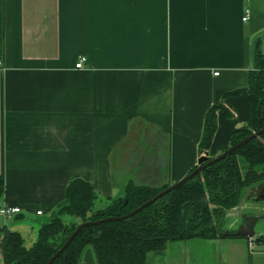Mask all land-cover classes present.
<instances>
[{
    "label": "crops",
    "instance_id": "obj_1",
    "mask_svg": "<svg viewBox=\"0 0 264 264\" xmlns=\"http://www.w3.org/2000/svg\"><path fill=\"white\" fill-rule=\"evenodd\" d=\"M257 46L264 53V0H0V205L21 209L0 215V240L3 227L22 234L28 222L34 241L76 176L99 208L128 183L172 184L204 151L221 154L248 126ZM217 104L233 114L218 109L201 149ZM249 188L225 230L257 215L264 239V200L247 198ZM79 264H97L92 247ZM147 264H264V243L170 241Z\"/></svg>",
    "mask_w": 264,
    "mask_h": 264
},
{
    "label": "trees",
    "instance_id": "obj_2",
    "mask_svg": "<svg viewBox=\"0 0 264 264\" xmlns=\"http://www.w3.org/2000/svg\"><path fill=\"white\" fill-rule=\"evenodd\" d=\"M248 94V126L232 133L228 148L264 127V53L259 46ZM220 108L228 116L233 114L223 104L207 111L201 149L212 143ZM260 182H264V131L129 217L87 225L51 264H79L88 246L97 264H147L149 251L163 249L170 241L238 236L234 230L225 233L226 215L240 204L249 187ZM169 185L128 183L124 197L109 199L96 208L99 195L86 178L76 176L66 185L58 208L43 219L30 245L19 231L3 227V264H46L79 223L125 215Z\"/></svg>",
    "mask_w": 264,
    "mask_h": 264
},
{
    "label": "water",
    "instance_id": "obj_3",
    "mask_svg": "<svg viewBox=\"0 0 264 264\" xmlns=\"http://www.w3.org/2000/svg\"><path fill=\"white\" fill-rule=\"evenodd\" d=\"M263 131H264V127L261 130H258V131L253 132L251 135H249L248 137L244 138L239 143H237V144H235L233 146H230L229 148H227L226 150H224L218 156L211 157L209 155V152L207 150L204 151L203 154L198 159V166L194 170L188 172L181 179H179L176 182L170 184L168 187H166L163 190H161L160 192H158L154 197L150 198L149 200H147L146 202H144L143 204H141L137 208L133 209L129 213H127L125 215H122V216H108V217H105V218H101L99 220H93V221L92 220H89V221H84V222L79 223L76 226V228L73 231V233L69 236V238L63 244V246L56 252V254L54 256H52L50 258V260L46 264H51L52 261L55 259V257L61 251H63V249L70 243V241L77 235V233L81 229H83L84 227H86L87 225L99 224V223L104 222V221L115 220V219H117V220H123V219L129 217L130 215L136 213L137 211H139L143 207H145L148 204L154 202L157 198L161 197L165 193H167V192H169V191L177 188L182 183H184L186 180H188L189 178H191L193 175H195L196 173L200 172L206 166H208L210 164H213L214 162H216V161L220 160L221 158H223L224 156H226L228 153H231V152L235 151L236 149H238L240 146H242L244 143H246L250 139H252V138H254L256 136H259ZM247 198H252L255 201H262V200H264V182H260L258 184H255V185L251 186L249 188V192L247 194ZM243 218H244V222L243 223H240L238 225V228L236 229L235 233L238 236H247L249 238L251 237V238H254V240H256L258 242L264 243V239L261 238V237H259V236H257L256 230H255V226H256L257 221L259 220V216H257V215H249V214H246L245 213V214H243ZM225 233L228 234L229 233V230H225Z\"/></svg>",
    "mask_w": 264,
    "mask_h": 264
},
{
    "label": "built area",
    "instance_id": "obj_4",
    "mask_svg": "<svg viewBox=\"0 0 264 264\" xmlns=\"http://www.w3.org/2000/svg\"><path fill=\"white\" fill-rule=\"evenodd\" d=\"M248 12H249V10H246V14L243 16L244 20L248 18ZM85 61H86V57L85 56H81L79 58V60L76 62L75 66L77 68H82L85 65ZM215 73L217 74L218 72H215ZM20 211H21V209L18 206H13L12 207V206H8V205H0V215H3V216H9V215H12L14 213H18ZM37 213L40 214V213H42V211L38 210ZM254 241H255L254 238H251V237L249 238L250 246H253Z\"/></svg>",
    "mask_w": 264,
    "mask_h": 264
},
{
    "label": "rangeland",
    "instance_id": "obj_5",
    "mask_svg": "<svg viewBox=\"0 0 264 264\" xmlns=\"http://www.w3.org/2000/svg\"><path fill=\"white\" fill-rule=\"evenodd\" d=\"M31 225L28 224V222H24L22 225V235L24 236L25 243L27 245H30L33 242L34 239V231L33 229L31 230ZM224 228H225V223H224Z\"/></svg>",
    "mask_w": 264,
    "mask_h": 264
}]
</instances>
